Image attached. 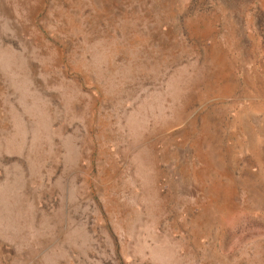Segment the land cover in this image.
Masks as SVG:
<instances>
[{"label":"rangeland","instance_id":"obj_1","mask_svg":"<svg viewBox=\"0 0 264 264\" xmlns=\"http://www.w3.org/2000/svg\"><path fill=\"white\" fill-rule=\"evenodd\" d=\"M0 264H264V0H0Z\"/></svg>","mask_w":264,"mask_h":264}]
</instances>
